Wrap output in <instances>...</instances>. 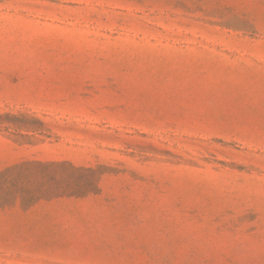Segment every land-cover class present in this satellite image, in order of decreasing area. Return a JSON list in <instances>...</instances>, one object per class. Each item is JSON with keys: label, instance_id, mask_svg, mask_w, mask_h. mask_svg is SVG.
Wrapping results in <instances>:
<instances>
[{"label": "rangeland", "instance_id": "374dc122", "mask_svg": "<svg viewBox=\"0 0 264 264\" xmlns=\"http://www.w3.org/2000/svg\"><path fill=\"white\" fill-rule=\"evenodd\" d=\"M0 264H264V0H0Z\"/></svg>", "mask_w": 264, "mask_h": 264}]
</instances>
